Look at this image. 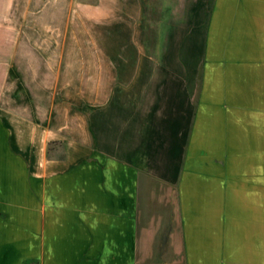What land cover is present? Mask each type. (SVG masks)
Instances as JSON below:
<instances>
[{
  "label": "crops",
  "instance_id": "obj_1",
  "mask_svg": "<svg viewBox=\"0 0 264 264\" xmlns=\"http://www.w3.org/2000/svg\"><path fill=\"white\" fill-rule=\"evenodd\" d=\"M241 55L243 0H0V264H243L194 147Z\"/></svg>",
  "mask_w": 264,
  "mask_h": 264
},
{
  "label": "rangeland",
  "instance_id": "obj_2",
  "mask_svg": "<svg viewBox=\"0 0 264 264\" xmlns=\"http://www.w3.org/2000/svg\"><path fill=\"white\" fill-rule=\"evenodd\" d=\"M253 2L243 0V109L226 120L230 134H208L201 127L194 147L199 149L200 171L212 176L210 190L217 195L206 206L218 213L223 203H229L233 237L243 244V264H264V6ZM207 122L201 119L202 126ZM222 178L231 183L221 188ZM234 213L241 220L238 227Z\"/></svg>",
  "mask_w": 264,
  "mask_h": 264
}]
</instances>
